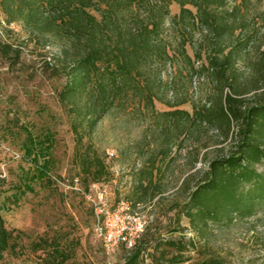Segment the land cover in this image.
<instances>
[{
	"label": "rangeland",
	"instance_id": "rangeland-1",
	"mask_svg": "<svg viewBox=\"0 0 264 264\" xmlns=\"http://www.w3.org/2000/svg\"><path fill=\"white\" fill-rule=\"evenodd\" d=\"M167 1L170 0H149L148 4ZM227 1L229 7L234 6L235 0ZM170 8L171 16L180 11L174 0ZM249 8V27L254 30L255 42L238 57L225 85V93L243 100L242 108L256 104L264 96L260 68L264 51V0H252ZM0 32L5 41L23 48L20 60H15L14 53L4 55L0 51V206L6 226L16 231L15 235L19 234L17 251L6 253L0 264L38 261L44 252L36 251V243L43 239L59 240L62 246H67L70 264L123 262L132 247L120 244L110 252L104 248L94 230L96 208L104 205L113 208L119 200L136 199L132 184L134 165L144 164L151 154L149 150L161 144L154 115L133 101L127 111L115 110L101 121L85 142H92L105 157L111 177L87 187L78 175L74 159L76 136L71 118L58 94L65 80L61 75L58 49L32 40L22 23L8 24L1 6ZM240 32L238 29L227 43L235 44L241 37ZM179 34V28L168 17L163 35L172 53L178 52ZM206 34L200 27L186 33L187 49L196 68L207 64L208 55L214 53ZM197 51L204 56L200 62L196 61ZM189 70V64L181 58H174L163 69V94L167 100L187 101L178 107L156 101L159 111L179 108L192 112L195 106L215 102L220 94L217 79L204 72L191 80ZM27 129L47 144L51 143V186L44 187L41 180L30 174L33 167L24 149ZM237 130L238 122L234 123L229 137L218 126L209 125L194 130L190 127L182 134L176 128L170 131L173 151L169 158L175 160L162 179L163 193L142 200L135 208L149 219L147 228L137 239L138 242L142 238L151 241L141 264H163L157 260H171L179 254L177 249L167 245V240L186 244L178 257L185 261L173 264H200L211 256L226 264H264V205H258L252 214L222 211L205 220L194 218L188 213L190 208L187 211L182 207L189 200V192L181 188L183 181L186 179L189 186H195L204 178L210 160L234 152L238 144ZM149 141H152L150 146ZM198 148L200 161L192 170ZM142 149L147 150L146 153L142 154ZM110 151L115 152L113 157ZM253 167L264 172V160ZM196 170L199 172L193 176ZM25 182L30 183L33 190L22 189ZM248 189L249 185L243 186L244 191Z\"/></svg>",
	"mask_w": 264,
	"mask_h": 264
},
{
	"label": "trees",
	"instance_id": "trees-1",
	"mask_svg": "<svg viewBox=\"0 0 264 264\" xmlns=\"http://www.w3.org/2000/svg\"><path fill=\"white\" fill-rule=\"evenodd\" d=\"M172 1L150 5L149 0H0V6L8 24L22 23L32 40L44 42V46L52 45L59 51L57 57L65 80L58 94L71 118L76 136L74 159L78 175L87 187L92 182L110 179L111 171L105 157L92 142L86 143V139L109 113L127 111L135 101L154 115L161 144L149 150L151 154L144 164L134 165L132 184L136 199H127L133 208L142 200L163 193L162 179L175 160L169 158L173 151L170 132L173 128L182 134L190 127L194 130L198 126H218L229 137L234 123L238 122L236 150L210 160L204 178L195 186H189L186 179L183 181L181 188L189 192V200L182 207L187 211L190 208L189 214L203 220L222 211L252 214L258 205H264V172L253 167L264 160V96L256 104L242 108L241 98L225 93L230 69L255 42L248 20L252 0H235L232 7L227 0H174L180 11L171 16ZM168 17L179 28L178 52H171L163 35ZM199 27L206 31L214 53L208 55L207 64L196 68L187 49L186 33ZM238 29L241 37L235 44H228L227 39L235 36ZM0 51L4 55L14 53L15 60H20L23 48L5 41L0 32ZM174 58L184 59L189 64L191 80L204 72L217 79L220 94L214 103L195 106L192 112L156 108V101L170 107L187 101H170L163 94V69ZM196 59L198 62L204 59L201 51L196 52ZM260 68L264 79V51ZM26 133L25 157L33 167L30 174L41 180L44 187L51 186V143L47 144L28 129ZM147 144L152 145V141ZM146 151L142 149L141 153ZM200 156L198 148L192 170L197 168ZM197 172L199 170L193 172V176ZM244 185H249V189L244 191ZM24 187L33 190L28 182L22 189ZM15 232L6 226L0 206V260L6 253L17 251L19 234ZM166 243L179 254L186 249V244L179 240ZM150 245L151 241L146 238L137 241L119 264H141ZM39 249L44 255L38 261L20 264H70V249L59 240L43 239L36 243V251ZM179 254L171 260L157 261L163 264L185 261L178 260ZM200 264L226 263L211 256Z\"/></svg>",
	"mask_w": 264,
	"mask_h": 264
},
{
	"label": "built area",
	"instance_id": "built-area-1",
	"mask_svg": "<svg viewBox=\"0 0 264 264\" xmlns=\"http://www.w3.org/2000/svg\"><path fill=\"white\" fill-rule=\"evenodd\" d=\"M109 155L113 157L115 152L110 151ZM148 224L149 219L136 211L131 202L125 199L119 200L113 208L105 205L101 209L96 208L94 230L108 252L120 244L132 247Z\"/></svg>",
	"mask_w": 264,
	"mask_h": 264
}]
</instances>
